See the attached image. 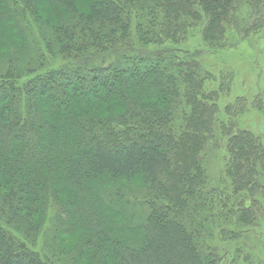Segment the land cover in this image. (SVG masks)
<instances>
[{"label": "trees", "instance_id": "16d2710c", "mask_svg": "<svg viewBox=\"0 0 264 264\" xmlns=\"http://www.w3.org/2000/svg\"><path fill=\"white\" fill-rule=\"evenodd\" d=\"M262 5L0 0L9 37L0 45V264H222L243 254L228 247L262 211L264 146L238 123L245 101L222 110L199 52L181 48L196 30L208 49L230 47V34L264 26ZM220 141L215 179L207 159ZM57 175L78 184L141 175L147 188L108 185L85 204V187L53 195L73 219L60 232L85 230L63 252L37 242L42 193Z\"/></svg>", "mask_w": 264, "mask_h": 264}, {"label": "rangeland", "instance_id": "374dc122", "mask_svg": "<svg viewBox=\"0 0 264 264\" xmlns=\"http://www.w3.org/2000/svg\"><path fill=\"white\" fill-rule=\"evenodd\" d=\"M89 1L91 0H75V3L78 8H81ZM51 2L53 3V1ZM262 2L264 12V0ZM4 27L5 25H0V45L4 40L9 39L8 32ZM230 37V47L213 51L203 44L200 31L196 30L181 50L183 49L191 55H196L199 52L198 60L204 71L211 77L206 87L211 91L218 92L219 105L222 110L227 105L233 104L238 98L245 101L247 112L245 111L238 117V123L242 129L253 132L264 146V26L248 37L235 33L230 34ZM58 65L59 63L55 66ZM225 119L227 120V118ZM220 142H222L221 147L211 152L207 159L210 174L215 179L221 175L226 156L224 141ZM144 181L143 176L139 175L131 180L120 179L114 182L106 175L91 176L84 183L78 184L72 179H67V182H64V177L57 175L49 186L50 190L42 193L44 224L37 242L41 248H44V245L50 247L54 243L53 246H59L63 252H69L85 235L83 228L72 230L67 234L60 232L64 231V227L73 219L66 216L62 208L54 205L53 195L61 194L67 199L73 193L82 195L85 188H88V197L81 198L82 204H85L91 199L95 201L99 197L98 192L112 184L144 192L147 188ZM259 203L262 204V211L258 214L256 227L249 230L240 243L233 244V248L232 246L228 247V242L223 243L232 251L242 248L245 252L237 256H232L234 254L232 252L230 257L223 260L222 264H264V197L260 199Z\"/></svg>", "mask_w": 264, "mask_h": 264}]
</instances>
